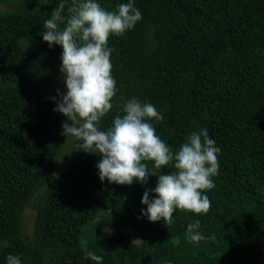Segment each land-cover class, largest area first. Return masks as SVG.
I'll use <instances>...</instances> for the list:
<instances>
[{
    "label": "trees",
    "instance_id": "1",
    "mask_svg": "<svg viewBox=\"0 0 264 264\" xmlns=\"http://www.w3.org/2000/svg\"><path fill=\"white\" fill-rule=\"evenodd\" d=\"M96 2L115 11L129 0ZM133 2L141 20L109 37L117 92L99 128L112 127L135 97L163 116L148 122L173 152L206 129L220 149L215 187L203 193L209 212L177 209L170 226L143 214L144 192L175 171L171 165L156 169L154 161H142L156 173L147 183L102 182V157L76 141L59 167L65 116L54 111L50 98L57 94L48 84L63 49L49 48L43 32L60 4L70 15L72 0H47V10L0 12V264L9 254L21 264H97L86 251L102 257L101 264H264V0ZM33 199L26 240L22 211ZM196 220L206 238L198 244L186 235ZM125 224L137 230L139 243L103 230ZM212 235L215 241L207 239Z\"/></svg>",
    "mask_w": 264,
    "mask_h": 264
},
{
    "label": "clouds",
    "instance_id": "2",
    "mask_svg": "<svg viewBox=\"0 0 264 264\" xmlns=\"http://www.w3.org/2000/svg\"><path fill=\"white\" fill-rule=\"evenodd\" d=\"M64 4L57 6L44 22L43 40L49 48L62 46L60 73L66 93L57 89L54 111L62 113L63 135L79 142V149L97 153L99 178L103 182L131 185L134 180L147 183L156 173L142 161H154L156 169L171 165L175 171L160 174L153 189L144 192L141 203L147 205L144 215L152 222L163 220L170 226L177 209L206 215L211 201L203 193L215 187L211 177L218 173L217 154L220 149L209 138L206 129L192 132L187 142L173 152L157 135L153 119L163 116L151 103L133 97L123 106L124 115H117L112 127L100 130L99 123L113 107L116 81L111 74L112 49L108 47L110 35L121 36L141 20V12L133 0L121 3L115 11H107L96 0H72L70 15H62ZM61 29L59 26L65 24ZM71 121V123H69ZM154 192V198L149 197ZM200 221L187 226L189 243L198 244L206 239L199 231ZM215 241V235L207 237ZM86 257L101 264L102 257L86 251ZM7 264H21L18 256L9 254Z\"/></svg>",
    "mask_w": 264,
    "mask_h": 264
},
{
    "label": "rangeland",
    "instance_id": "3",
    "mask_svg": "<svg viewBox=\"0 0 264 264\" xmlns=\"http://www.w3.org/2000/svg\"><path fill=\"white\" fill-rule=\"evenodd\" d=\"M47 0H7L4 2L0 0V12H5L9 10H18L19 8H26V7H38L43 9H49L48 4L46 3ZM62 64V63H61ZM61 66V65H60ZM48 88L57 94V89L61 92L67 91L66 85L62 79V74L59 71L55 78L49 82ZM67 120L65 116L64 121ZM71 123V121H69ZM76 147V140L73 137H67L65 139V149L60 159L59 167H62L63 164L68 162L74 154V150ZM34 211H35V200L33 199L22 211V224H23V232L24 237L26 240H29L32 237V230H33V219H34ZM104 232L110 237H125L129 238L131 241L135 243H139L140 236L136 229L129 225H121L117 227H105L103 228Z\"/></svg>",
    "mask_w": 264,
    "mask_h": 264
}]
</instances>
